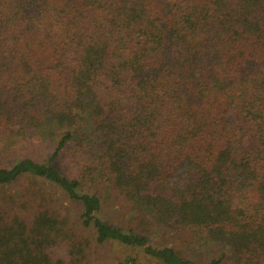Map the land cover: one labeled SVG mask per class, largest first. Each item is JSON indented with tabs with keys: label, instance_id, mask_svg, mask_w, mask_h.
I'll use <instances>...</instances> for the list:
<instances>
[{
	"label": "trees",
	"instance_id": "trees-1",
	"mask_svg": "<svg viewBox=\"0 0 264 264\" xmlns=\"http://www.w3.org/2000/svg\"><path fill=\"white\" fill-rule=\"evenodd\" d=\"M27 139L53 150L0 166V264H83V229L264 264V0H0V144Z\"/></svg>",
	"mask_w": 264,
	"mask_h": 264
},
{
	"label": "rangeland",
	"instance_id": "rangeland-1",
	"mask_svg": "<svg viewBox=\"0 0 264 264\" xmlns=\"http://www.w3.org/2000/svg\"><path fill=\"white\" fill-rule=\"evenodd\" d=\"M33 139L23 140L19 142L18 146L12 141H4V143L0 144V166L1 167H9L18 159L25 156H32L37 160H43L47 158L51 151L53 150V145L50 143H35ZM20 183L26 184L25 181H20ZM17 189V188H16ZM15 189V190H16ZM14 190L13 187L9 188H0V196L5 193V191ZM55 192V191H54ZM73 213H78L79 210H72ZM103 214L101 217H106L105 214L109 217L111 214L107 208L102 211ZM105 213V214H104ZM77 229V228H76ZM79 231V230H78ZM81 232L82 237H86L90 240L91 245L89 250L87 251V259L83 264H121L124 259L127 257L140 259L136 264H152L151 262H146L145 259H142V254L140 250H133L130 248H123L122 246L115 243H106L102 245H98L94 241V234L92 231H79ZM154 245L160 246L161 244H170L168 239H162L160 236H155L151 241ZM174 247L180 251H182V255L186 257H194L196 254L191 252L190 250L181 247ZM193 253V254H192ZM129 264V263H123ZM157 264V263H153Z\"/></svg>",
	"mask_w": 264,
	"mask_h": 264
}]
</instances>
